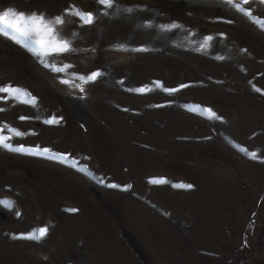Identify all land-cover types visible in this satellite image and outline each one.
I'll use <instances>...</instances> for the list:
<instances>
[{"label":"rangeland","instance_id":"1","mask_svg":"<svg viewBox=\"0 0 264 264\" xmlns=\"http://www.w3.org/2000/svg\"><path fill=\"white\" fill-rule=\"evenodd\" d=\"M241 4L0 0L70 43L0 35L30 94L0 93V264H264V0Z\"/></svg>","mask_w":264,"mask_h":264},{"label":"snow or ice","instance_id":"2","mask_svg":"<svg viewBox=\"0 0 264 264\" xmlns=\"http://www.w3.org/2000/svg\"><path fill=\"white\" fill-rule=\"evenodd\" d=\"M100 4L107 7H111L113 0H98ZM226 3L235 7L237 11L245 16L251 17L252 13L250 10L245 9L241 0H226ZM249 0H243V4H248ZM75 16L79 17L84 24H92L94 21V16L91 12L85 13L76 10L73 13ZM64 23V17L57 16L54 20H46L43 14L31 13L26 14L22 12H17L14 9H8L5 11H0V35L8 37L18 43H24L26 46L37 45L41 51L45 54L51 52L62 53L70 50V43L67 40L59 38L57 28L54 25H61ZM262 27H264V21H259ZM171 27H176L172 25ZM213 37L209 36L206 38L205 47L207 46V41H211ZM57 71H62L63 69H56ZM101 73L94 72L88 77H82L85 82L95 80ZM67 83V81H65ZM259 91V89H257ZM138 91H145V89H139ZM171 91V90H169ZM0 93H7L9 97L18 99L19 97H29L30 94L26 90L14 87L12 85L0 86ZM35 98H31V102L34 103ZM21 102H24L21 100ZM2 110V109H0ZM211 116H215L210 109L205 110ZM24 119V117H21ZM53 122V121H49ZM15 135H22L18 130L9 129ZM9 138L0 135V145L11 148L12 146L7 143ZM16 150H24L23 148ZM44 151H48L45 149ZM252 158H255V153H250ZM179 187H188L191 185H178ZM8 203L10 202H3ZM47 233V228H42L31 234L28 238L30 239H40Z\"/></svg>","mask_w":264,"mask_h":264}]
</instances>
